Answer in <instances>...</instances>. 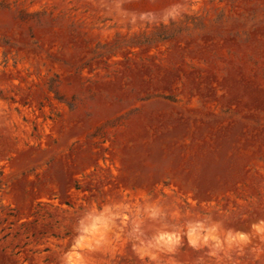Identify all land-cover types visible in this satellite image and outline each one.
Listing matches in <instances>:
<instances>
[{
	"label": "rangeland",
	"instance_id": "374dc122",
	"mask_svg": "<svg viewBox=\"0 0 264 264\" xmlns=\"http://www.w3.org/2000/svg\"><path fill=\"white\" fill-rule=\"evenodd\" d=\"M73 251L264 264V0H0V264Z\"/></svg>",
	"mask_w": 264,
	"mask_h": 264
},
{
	"label": "clouds",
	"instance_id": "9594fccd",
	"mask_svg": "<svg viewBox=\"0 0 264 264\" xmlns=\"http://www.w3.org/2000/svg\"><path fill=\"white\" fill-rule=\"evenodd\" d=\"M83 231L85 233H91L93 235H97L99 233V226L96 224H92V225L86 226L83 229ZM90 239H91V237L89 235H82V236L78 237L74 247H77V248L84 247L85 242L89 241ZM66 264H83V261H82V259H78L76 252L73 251V252L68 253Z\"/></svg>",
	"mask_w": 264,
	"mask_h": 264
}]
</instances>
